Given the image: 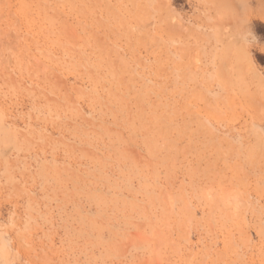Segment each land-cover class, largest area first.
<instances>
[{
    "label": "rangeland",
    "instance_id": "374dc122",
    "mask_svg": "<svg viewBox=\"0 0 264 264\" xmlns=\"http://www.w3.org/2000/svg\"><path fill=\"white\" fill-rule=\"evenodd\" d=\"M0 264H264V0H0Z\"/></svg>",
    "mask_w": 264,
    "mask_h": 264
}]
</instances>
